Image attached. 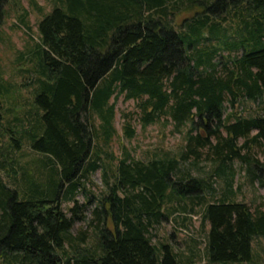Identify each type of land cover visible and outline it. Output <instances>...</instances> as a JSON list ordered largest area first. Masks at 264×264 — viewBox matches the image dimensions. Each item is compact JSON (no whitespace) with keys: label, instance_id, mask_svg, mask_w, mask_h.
<instances>
[{"label":"trees","instance_id":"obj_1","mask_svg":"<svg viewBox=\"0 0 264 264\" xmlns=\"http://www.w3.org/2000/svg\"><path fill=\"white\" fill-rule=\"evenodd\" d=\"M8 1L0 0V26ZM57 1L66 8L56 5L38 24L36 111L19 120L11 145L27 142L46 157L37 175L22 165L21 177L13 169L14 186L0 178V264L252 262L253 241L264 235V203L237 200L224 177L235 159L251 163L243 153L250 142L264 146V114L224 117V104L226 95L233 105L240 97L257 101L264 95V0H229L243 5L235 12L239 30L228 37L222 22L207 13L187 20L191 36L173 28L175 10L212 0ZM240 49L231 66L225 63L228 75H218L216 56ZM123 95L137 102L143 126L164 116L177 128L190 121L184 150L146 162L127 148L120 158L109 151ZM4 111L0 96V120ZM123 115L129 117L124 134L133 138V116ZM205 148L213 173L192 177L180 164L200 160ZM100 168L108 191L97 197L86 184ZM214 176L226 181L219 196ZM80 192L87 201H79ZM187 198L204 204L201 219L209 229L203 253L192 251L185 259L168 241L156 245L153 230ZM88 210L96 245L87 244L86 229L72 234Z\"/></svg>","mask_w":264,"mask_h":264},{"label":"rangeland","instance_id":"obj_2","mask_svg":"<svg viewBox=\"0 0 264 264\" xmlns=\"http://www.w3.org/2000/svg\"><path fill=\"white\" fill-rule=\"evenodd\" d=\"M56 5L66 8L56 0H9L5 5L6 17L0 26V71L3 76V85L0 83V96L3 97L5 105L4 117L0 120V178L11 186H14L16 181L13 169L20 172V177L23 173V170L19 168L20 165L30 174L37 175V169L42 167L41 160L46 157L44 153L33 150L27 142H23L20 147L12 148L11 145L15 144L13 137L17 135L16 131L21 127L19 120H28L31 112L36 111L34 78L38 73L34 69L38 68L36 52V42L40 39L38 24ZM189 5L186 10H175L172 17L173 28L181 35L191 36L190 32L185 30V23L187 24L192 17L204 16L205 13L222 22L225 28L223 34L226 37L232 36L239 30L241 18L235 12H241L242 3L212 0L209 3L197 2ZM208 7H212V10H207ZM223 17H226V20H222ZM242 52L243 49L234 52L228 50L220 52L214 60L219 62L218 75L227 76L228 69L225 63L228 62L230 65L233 57L242 54ZM230 98L229 95L225 97L224 117H228L232 113L244 116L264 114V95L257 101L240 97L235 105L231 103ZM113 101L114 99L111 100V102ZM123 113L133 116L131 119L135 129L133 138H128L124 134L126 119L129 117H124ZM140 115L137 102L133 99L125 100L123 95L116 101V114L113 120L116 133L110 147L107 148L109 151L120 158L127 148L135 159L146 162L155 157L177 156L184 150L187 142L186 135L192 124L190 121L177 128L171 118L164 116L155 123L143 126ZM95 123L96 125L101 123V119L97 115ZM200 130L201 128L197 132ZM254 133L256 131H253L252 135ZM203 134L206 135L205 132ZM243 142L244 139H240L239 143ZM208 153L209 149L205 148L200 160L195 161L191 158L186 162H181V168H190L192 177H206L207 174L213 173L215 165L212 156ZM243 153L249 157L251 163L235 159L230 164L232 168H228L224 178L233 183L234 195L230 194L231 196L256 207L264 203V146L250 142L249 147H246ZM224 178L220 179L219 176H216L214 179L217 196L227 186ZM86 186L97 197L106 193L108 185L104 179V169L100 168L94 172ZM206 197L209 200L210 195H206ZM77 198L80 202L87 201L84 192H80ZM180 203L175 202L177 210L170 213L161 224L156 225L153 230L155 233L153 242L156 245L170 242L186 259L192 251L203 253L209 225L202 224L201 212L204 204L193 205L188 198ZM69 205L71 203H65L64 207L67 208ZM87 216L86 221L75 225L72 234L78 235L79 231L86 229L89 235L87 244L96 245L98 239L95 229L93 226H89L93 217L91 210H88ZM253 245L255 257L252 262L227 264H264V235L256 237ZM204 261V258H197L193 264H201Z\"/></svg>","mask_w":264,"mask_h":264}]
</instances>
